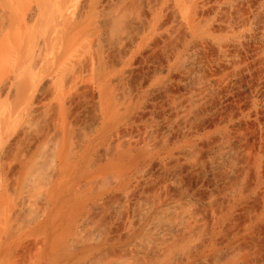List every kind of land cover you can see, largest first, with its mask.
<instances>
[{"label":"bare ground","instance_id":"obj_1","mask_svg":"<svg viewBox=\"0 0 264 264\" xmlns=\"http://www.w3.org/2000/svg\"><path fill=\"white\" fill-rule=\"evenodd\" d=\"M0 264H264V0H0Z\"/></svg>","mask_w":264,"mask_h":264}]
</instances>
